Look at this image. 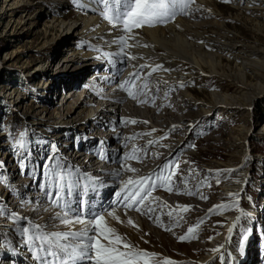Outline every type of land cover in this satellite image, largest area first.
<instances>
[{"label":"rangeland","instance_id":"1","mask_svg":"<svg viewBox=\"0 0 264 264\" xmlns=\"http://www.w3.org/2000/svg\"><path fill=\"white\" fill-rule=\"evenodd\" d=\"M56 1L58 2V0H0V203L6 206L5 214L0 215V249L3 250L1 248L2 244L10 241L14 236V227L16 231H19L24 217L31 219L33 222L38 221L39 224L45 218L46 214L44 212H37L36 216H33V209L40 203L31 202V200L38 199L44 203L47 202L46 205L51 202L44 195V192L47 190L54 191V189H42L41 187L49 183V177L44 175V165L49 163L50 157L55 156L68 171L74 172L77 177L79 173L85 171L84 177H87V179L93 177L89 186L106 183L109 189L101 185L102 187L96 188V191L104 189V193L107 192L108 198L115 199L116 196H111L110 187L112 185L110 184H116L112 190L117 189L118 180L121 179L122 182L124 177L122 174L115 178L112 177L113 172L110 171V168L115 167V165L116 167L121 166V163L118 164L108 160V154L109 156L122 158L124 154L130 152L131 146L139 145L136 150L133 149L135 150L133 154L136 157L140 154V157L137 160H130V163H132L130 167L136 169V171L144 172L149 166H152V162L157 160V157H155L157 151L167 150V145L174 144L175 148L178 149L177 154L169 153L166 156L167 158L160 155L158 163L163 160L165 162L156 164L158 165V172L152 173L154 170L151 167L149 168L151 170H148L146 174L140 175L136 171H132V173L128 171V173L132 174V177L136 176L134 178L146 175L151 177L152 181H157L158 176L170 174L172 177L170 186L179 181L182 193L170 196L165 188L157 190L155 195L149 198L154 200H148L149 203L142 209L146 211L142 213L141 210L138 215L135 213L139 216V221H146L148 225L147 232L139 233L141 234L140 238L132 239V236H127L126 231L117 233L126 237L138 248L157 253L158 256L152 258L154 262H162L165 258H170L177 264H198L199 257L204 249H201L203 252L199 251L201 254L196 255L194 247L188 244V240L181 241L179 237L189 227L197 225L202 219L204 222L199 225L200 235L198 234L195 241L198 240L200 245L204 242L215 245L224 229L225 219L230 216L232 217L230 227H233V231L228 233L227 230L226 235L229 234L230 236L222 244L224 245L222 252L226 257L225 264H264V250L260 246L261 244L264 247V89L255 95L249 94L250 104L247 100H239L241 102L239 105L221 103L220 106L210 108L215 99L212 94L216 96L224 93L225 95H234L235 84L233 79H235V73L241 70V58H238L237 61L222 58V63L217 68L223 77L222 80L217 75L206 71L201 75H197L193 70L183 68V75H186L185 78H189L187 79L189 81L182 87L181 85L178 87L173 86L172 95H165L163 100H168L171 97L180 101L183 99V95L180 93H187L190 100L195 99L202 105L197 103L190 105L189 110L191 112L189 115H184L182 111L177 110L179 105L176 106L174 103L168 105V111L177 112L178 118H180L179 122H171L170 124L181 126L179 127L180 130L175 133H170V127L161 124L163 119L157 121L158 125L153 128L147 127V124L140 120L136 123L128 124L125 122L124 125L116 126L114 124L115 120L118 122L121 117L120 108L118 109L120 112L118 111L115 115L113 123L109 126L110 128H108V122L105 120H102L104 125L97 127L96 121L91 120L99 110L95 106L96 104L94 105L99 100L93 101V105H91L92 112L89 117L87 115L90 107L87 106L79 112L78 104L83 100L84 94L88 92L90 83L95 78L100 77L98 76L100 73L110 72L113 76H117L115 82L112 81L113 83L110 82L113 79L110 77H108V81H105V85L111 84L114 87L120 84L130 66L123 62L118 68V63L110 60L114 66H117H115V70L107 68L104 64L97 63L100 57L105 59L103 55L99 54L79 61L67 60L64 53L69 43L65 41L68 38L71 39L72 36H66L67 34L63 31L64 28L61 27V24L62 22L67 24L70 19L74 18L75 7L71 0H63L65 1L63 7L56 6ZM212 1L217 11V18L210 16V14L208 16L206 13H203L204 16L199 15V17L188 18L184 16L186 11L181 16L189 24L197 25L198 31L206 33V35L216 31L229 32L231 37L249 45L246 48L251 49L250 46L256 45L264 49V0H253L254 2L248 6L245 5L244 1L238 5L234 3V0ZM197 4L200 3L194 0V3L190 4L188 9L197 7ZM246 6L247 8H245ZM85 42L89 43L87 39ZM86 43L81 44V46L87 47ZM96 45L100 46L101 44L96 43ZM92 50L93 48L89 51ZM245 60L246 64L249 59L246 58ZM45 62H49L48 75L45 77L34 75L35 71L33 69ZM108 62L107 64L110 63ZM245 64V67L248 66ZM98 65L99 67H97ZM204 68L206 70V67ZM137 72L138 69L135 72H130L134 75L135 83ZM243 72L247 75L248 83L249 81H256L252 71L243 69ZM162 74L163 71L160 72V76H155L156 78L148 77L143 85L136 88L137 99H142L146 95L151 97L152 101L147 104V108L154 109L152 104L156 100H162L158 91L155 93L153 88H150L152 86L157 88L164 86L167 80H164ZM150 75L153 76V72ZM48 78H53V83L48 89H45L43 88L45 86L43 82ZM103 78L105 79L106 76H103ZM103 80H98L95 87L98 91L108 93L111 89L103 88L101 90ZM261 83L264 86V79ZM118 94L112 93L108 96H117ZM103 101L111 102L109 98L103 99ZM127 101H133V99L129 96L120 105L126 104ZM144 105H146L144 100H141L140 110H145ZM204 107L210 110L204 112ZM162 108H166V106H161ZM62 120H68V122L62 123ZM109 120L111 121V119ZM181 121H183V124ZM46 123L53 124V126L49 127ZM127 125L133 128L136 127L138 130H131ZM62 132L63 136H60L59 140L53 138ZM135 132H137L136 135L126 140L125 135L127 133L133 135ZM21 133H26V136L21 137ZM112 136L115 137L112 138ZM19 139L27 141L25 147L22 148L16 144ZM87 140H94L96 144H99L97 147L99 150L87 149L85 145ZM150 140L153 143L145 144L146 141ZM78 141L80 142L79 146L76 145ZM98 141L106 147L101 150V144ZM53 142L55 143L54 149L51 147ZM65 142L68 144H64ZM242 144L247 147V155L245 156L241 154L240 146ZM64 147L66 149L63 151L62 148ZM139 147L141 148L139 149ZM29 152L30 156L25 159ZM78 152L84 153L81 156L83 162L88 161L89 156L93 155L92 161L94 163L88 168L77 167L73 159ZM102 152H104L103 157H101ZM146 162L148 165H146ZM165 163L169 167L166 171L164 168ZM22 164L25 166L21 167ZM126 165L128 164L126 163ZM94 167L98 169L93 171ZM216 170L221 171L217 172ZM97 173L108 176L100 178V175H96ZM32 174L33 180L37 182L36 186H39L37 188L41 191L37 198L32 197L31 192L29 193L30 187H32L30 178ZM243 174L246 175V180L237 192L235 188H238L239 179ZM212 177H216V181ZM21 179H27L28 186L18 184ZM192 181H201L202 183L199 187L193 189L192 187L195 186L191 185ZM225 187L234 188L227 192L228 196L225 195ZM21 189L25 190V193H27L25 195H29L31 200L27 197L26 199H23L25 197L19 198L18 204L20 203V205H14L13 202L17 198L15 196L18 195ZM75 189L78 190L77 193L73 191L71 196L66 195V199L73 201L74 206L79 201L85 202L86 199V196L85 198L81 196L83 191H80V187ZM188 191L194 192L193 195L187 194ZM65 192L67 193V191ZM100 193L97 192L96 195L100 196ZM230 193L235 195H229ZM205 195L206 199L203 198ZM171 197L180 200V203L184 204L176 205L172 203L169 200ZM209 198H211L210 202L208 201ZM159 199L170 204L167 203L169 207H165L166 212L164 207H159V204H162ZM88 201L86 202L87 206L94 211L95 209L89 205ZM205 201L207 204L203 205ZM237 201L238 206H236ZM227 203H233V206L224 212L217 209L209 211L214 209V206ZM193 204L199 208L197 216ZM183 205H189L193 208L185 214V211L179 207ZM149 206L153 209L156 207L152 213L147 212ZM30 207H33L32 210H29ZM52 207L56 209L55 211H49L53 213V216L61 211L57 206ZM171 207L173 210L170 216L168 214L170 211L167 209ZM40 209L42 210V208ZM156 209L160 210L157 212ZM241 209L244 215H241ZM13 214L23 219L17 221L13 218ZM153 217L155 218L153 219ZM208 217L213 218V220H209ZM238 217L239 220H237ZM191 219H194V221ZM53 220L55 223L58 221ZM215 220H221V223L217 226ZM133 221L137 227L133 226L132 229L135 228L138 231L140 225L136 224L137 220ZM164 222L166 223L164 224ZM171 222L175 225H177L176 223L180 224L186 230L181 232L175 226L174 229L169 228ZM186 222H189V224H186ZM55 223L51 222L47 231L54 232L51 228L63 229L64 225L61 226V224ZM159 231L168 234L165 240L159 238ZM245 234H247L248 239L244 242V247L241 250L239 245ZM172 235H174V238ZM209 237H212V239H209ZM252 247L255 248L254 252ZM183 250H187L188 253H184ZM210 254L211 258H215L212 264H220L218 254L212 251Z\"/></svg>","mask_w":264,"mask_h":264},{"label":"bare ground","instance_id":"2","mask_svg":"<svg viewBox=\"0 0 264 264\" xmlns=\"http://www.w3.org/2000/svg\"><path fill=\"white\" fill-rule=\"evenodd\" d=\"M71 1L73 2V6L75 7V13H73L74 18L70 19L69 23H67V24H65V22H62V24H61V27L63 26V28H64L63 31L67 34L66 36L67 37H69V35L72 36L71 39L68 38L65 41V42L69 43V45L66 48V51L64 53L67 60H78L79 61V60H84V59L89 58V57H95L99 54V55H103L105 57V59L100 57V60L97 61V63H99V64L102 63V65L104 64V66H107V68L114 69L115 66H117V65L114 66L113 62L118 63V66H117L118 68H120V65L124 62L123 60L115 57L117 55H121L124 57L126 63L130 66L129 69H131L133 66V68L131 70H134L136 68H138V69L142 68V69H144V73H145V72H148V70L155 67L156 65H161V67L157 68L155 71L152 70L153 76H151L150 74H148L146 76V78H145L146 81L148 80V77L156 78L155 76H158V75L160 76L161 71H163L162 75L164 76L163 77L164 80L165 81L167 80V82L169 81L168 83L166 82L162 88H157L154 86L150 87V88H153V91L155 93L158 91L159 97L162 99V100H156L155 103L152 104V107L154 106V109H151L149 107L147 108V104H149L152 101L151 97L148 95H146L142 99L139 98V99H136L133 101H127L126 104L120 105L123 102V100H125V98L129 97L128 91H126L124 88L120 87L121 84H123L125 81H130V83L128 85H126V88H131L132 91H135V78H134L133 73H127L126 72L124 74L123 78L121 79L120 84L118 86H114V87L111 84L105 85L106 84L105 81H108L109 78L106 77L104 79L103 73H100L98 75L100 77L95 78L90 83V85L88 86V92L86 94H84L83 100L78 104V108L80 109L79 112L84 110L87 106L90 107L88 115H87V117H89L91 112H92L91 105H93L92 104L93 101H95L97 99L99 100V102L96 101L97 103H94V105L96 104L95 106L99 110H98V112H96L93 115L92 120H91V121H96L95 123L98 124V125H96L97 127H99V125H104L102 120H105L108 122V128H110L109 126L113 123V119H115V115L117 114V112L119 111L118 109L120 108L121 117H120V121L117 122L115 120L114 124L116 126H121L120 124L124 125L125 122L130 124V123H132L131 121H133V120L134 121L140 120V121L146 123L147 127L153 128L155 125H158L157 121L163 119V122L161 124L162 125L165 124L168 127H170V130H169L170 133H175L176 131H179L180 130L179 127H181V126H179V124L178 125H170V124H171V122H176V123L179 122L180 118H178L177 112L168 111L169 110V109H167L168 105H170L171 103L172 104L174 103V105H176V106L179 105V106H177V108H178L177 110H179L180 112L182 111L184 113V115H186V114L189 115L191 112L189 110L190 105H195L196 103L198 105L199 104L202 105V103H199L195 99L190 100L187 97V93H184V94L180 93L181 95H183V99L180 101L174 100L171 97L168 100L167 99L163 100L164 96L165 95H170V96L172 95L171 91H172L173 86L178 87L181 84H183V85L187 84V82L189 81L187 79H189V78H185L186 75H183V68L190 69L191 71L193 70L197 75L198 74L201 75L206 71L207 73L217 75L220 78V80H222L223 77H222V75H220V72L217 70V68H218L219 64L222 63L223 57L227 58L228 60L231 59L232 61H237L238 58H241V61H242L241 67H240L241 70H238V72H236L234 75V78H235V79H233L234 80L233 83L235 84V89L233 92L234 95L233 96L225 95V93H224V94H219L216 96L215 94H212L213 98H215V99L212 102L210 108L220 106L221 103L239 105V104H241V102L239 100H244V101L247 100V101H249L248 103L250 104L251 99L250 100L248 99L249 94L255 95L259 92H262V90L264 89V86L261 83V81H263V79H264V49L261 47H258L256 45H253V47L250 46L251 49L246 48V47H249V45L231 37V34L229 32H223V31L217 32L216 31V32L209 33V35H206V33L198 31L197 25L189 24L185 18H183L181 15H178V16H176L175 20H169L167 22V24H165L164 26L152 27V28L144 27L142 29L134 30L136 33H138V35H136L134 40H130L129 43L135 44L137 46L131 47V48H128L125 50V52L129 53L130 55H134L136 57V59H130L129 56L120 52L121 45L114 42L116 40V38L118 36L122 35L123 33L119 29L112 28L111 25L106 20H104L102 18V16L100 15V10H102V7H103L102 4H97L96 0H81V4L85 5V6L79 7L75 3V0H71ZM234 1H235L234 3H236V5H238L242 1H244L246 3L245 5H247V6L250 5L252 2H254L253 0H234ZM197 2H199L200 4L199 5L197 4L198 5L197 7H192V9H190V10L186 9L184 16H186L188 18H195L197 16L199 17V15L204 16L203 13H206V14H208V16L210 14V16H213L214 18L218 17L217 11L214 8V3L212 0H197ZM56 3H57L56 6H58V7H60V6L63 7L65 5V1H63V0H58V2L56 1ZM247 6L245 8H247ZM177 14H179V11H177ZM86 39L89 41V43H86L87 41L85 42ZM83 43H86L87 47L81 46V44H83ZM96 43H100L101 45L98 46V45H96ZM144 45H148V46L145 47ZM91 46H94V47H91ZM92 48H93V50L89 51ZM50 55H49V57H50ZM246 58H248L250 61L248 60V62L245 64L244 61H246L245 60ZM110 60H112L113 62L111 63ZM107 61H109L111 64L109 62H108L109 64H107ZM48 63L49 62L42 63L39 67L34 68L33 69V71H35L34 75L35 74L41 75V77L47 76L48 72H49V68H47ZM244 64L248 65V66L245 67ZM141 65H147L149 67H141ZM97 67H99V65ZM204 67H206V70ZM243 69H249L250 72L252 71L256 81L255 82L249 81V83H248L247 82V75L245 72H243ZM116 72H117V70H116ZM110 78H113L112 80H110V82L113 83L112 81L115 82L117 76L111 75ZM98 80L104 81V82H102L103 84H102L101 90H103V88L111 89V90L108 93H106L105 91H102V92L98 91L97 87H95L96 84H98ZM136 80H137V78H136ZM52 83H53V78L45 79L43 82V85L45 84V86L43 88L48 89L49 86L52 85ZM176 90H178V88H176ZM112 93H119V94L117 96H114V95L108 96V94H112ZM142 93H143V91H142ZM163 93H164V95H163ZM188 96H190V95H188ZM236 96H238V97H236ZM216 97H217V100H216ZM106 98H109L111 102L109 103V102L103 101V99H106ZM141 100L142 101L144 100V103L146 104V105H144L145 110H143V111L140 110V107H139ZM161 106H166V108L161 109ZM209 110L210 109H206L205 107L203 109L204 112H207ZM225 112H227V110H225ZM107 115H109V116H107ZM109 119H111V121ZM146 119L148 120L147 122H146ZM121 121H122V123H121ZM61 122L67 123L68 120H62ZM181 122L183 124V121H181ZM46 125L49 127L53 126V124H47V123H46ZM128 128H130L131 130H134V131L138 130V128H136V127L133 128V127L128 126ZM136 133L137 132H135V134H133V135H131L130 133H127L125 135L126 140H128L132 136L136 135ZM60 136H63V132L59 133L58 135H56L53 138L59 140ZM114 137L115 136H112V138H114ZM58 140H56V142H58ZM64 144H68V143L65 142ZM145 144L149 145L150 143H149V141H146ZM85 145H86L87 149L92 148V149H94V151L99 150V148H97L99 146V144H96L94 142V140H91V141L87 140ZM137 146H139V145H137ZM137 146H131L132 151L130 150V152L127 153L128 154L127 156L124 154V156L122 158L121 157L117 158V157H114L112 155L109 156V160H111V162H116L118 164L121 163V166L116 167V165H115V167L110 168V171L113 172L112 177H114V178L117 177L116 172L118 170L120 171V174H122L123 177L126 178V179L123 178L122 179L123 181L134 177V176L132 177V174H129L127 170H123V169L125 166L132 165V163H129V164L127 163L128 165H126V159L130 154L135 153ZM51 147H52V149L55 148L54 142H53ZM47 148L49 149V146ZM140 148L141 147H139V149ZM240 148H241L242 156L247 155V147H245L242 144L240 146ZM65 149H66V147L62 148L63 151ZM133 149H135V150H133ZM177 150L178 149L175 148L174 144L173 145H167V150L164 149V150L157 151V154L155 155V157H157V160L155 162L151 161L152 166H149L146 169V171H144V172H140V171H136V172L140 175L146 174L148 172V170H151L149 168L154 167L155 164H160V163L163 164L165 162L163 160L160 163H158L159 159H160V155H162L163 158L168 156L169 153H171V152H173V154L176 155ZM139 151L142 152L141 150H139ZM83 155H84V153H80V152L76 153V156H74L73 161H74V163H76L77 167H80V168L87 167L88 168L89 166H91V164L94 163L92 161L93 155L89 156V159L86 162H83V160H81L82 159L81 156H83ZM133 155H135V154H133ZM139 157H140V154L137 156V158L135 160H137ZM142 163H145V162H142ZM146 165H148L147 162H146ZM97 169L98 168L94 167L93 171H95ZM167 169H169V167ZM155 171H159V169L156 168ZM165 171H166V169H165ZM130 172L132 173V171H130ZM96 175H100V178H105L108 176V175H101L98 173ZM177 176L178 175L176 174V177ZM191 178H192V176H191ZM181 179H183V178H181ZM213 180L216 181V177L213 178ZM245 180H246V175L243 174L239 179L238 188H235V190H237V192L241 188V186ZM201 183H202L201 181L193 182L191 185H194L195 187H192V188L194 189L197 186L199 187L201 185ZM18 184H21V185L25 184L26 186H28V180L27 179H21V181L18 182ZM96 185L89 186L90 192H87L85 203L90 199L91 201H88L89 205L93 209H95L94 211L101 212V213H106L107 211L114 210L116 215L120 217V220L122 222H117L112 217H106L107 223L111 227L115 228L117 230V232H120V233H124V231H126L128 234L127 236H129V237L132 236L131 237L132 239L140 238L141 234H139V233H141V232H142V234L144 232H147L148 225H147L146 221H141V220L139 221L138 220L139 216H137V215L141 211H137L136 208L140 207L142 210L149 203L148 201H145L144 206H141L139 204H135L134 206H132L130 208H125L124 202L122 200L120 202H117L116 198L115 199L108 198L107 192H106V194L104 193V189L103 190L101 189V191H96V188L101 187L100 184L98 186H96ZM158 185H159V183H157V187H158ZM180 185L181 184L179 183V181L176 182L175 184H173V186H171L172 191L167 190L168 194L170 196H175L177 194L180 195L182 193ZM183 188H184V186H183ZM164 189H165V187H164ZM233 189L234 188H232V187L231 188L225 187L224 188V191L226 192L225 195H227V192H230V190H233ZM77 191L78 190L75 189L74 193H77ZM97 192H101L100 196L96 195ZM193 193H192V195H193ZM25 194H27V193H25V190L23 191L21 189L20 192L18 193V195L16 194V196H15V198L16 197L17 198L13 202L14 205H20V203L18 204L19 198L25 197L23 199H26V197H27V199L31 200V198H29V195L27 196ZM154 195H155V193H154ZM205 197H206V195H205ZM168 198H165V199H168ZM106 199H108V200H106ZM151 199H149V200H151ZM210 199L211 198H209L208 201ZM152 200H154V199H152ZM169 200L176 205L184 204V203H180L181 202L180 200L174 199L173 197H171ZM159 201H161V203H162V204H159V207L160 208L164 207V211H165V207H167V206L169 207V205H170L168 202L167 203L169 205L166 202H164L162 199H159ZM31 202H39L40 203V204H37V207L35 209H33V211H32L33 216H36L37 212H44L46 214L45 218L42 219V221L40 222V225L46 226V229H47L50 227L49 225L51 224V222L55 223L53 220V213L49 212V211H55L56 210L55 208L52 207L54 205H51V202L48 205H46L47 202L44 203L43 201L38 200V199L35 201L31 200ZM201 203H203V202H201ZM151 204H150V206H152ZM154 204H155V202H154ZM206 204L207 203L205 201L203 203V205H206ZM232 204L233 203H227L226 205H232ZM103 205L107 207L106 208L107 210H104ZM193 206L195 207V204H193ZM32 208L33 207H30L29 210H32ZM40 208H42V210ZM155 208L153 210H155ZM192 208L193 207L190 206L189 210L191 211ZM215 209L221 210L222 212H224L228 208L224 209V208H215L214 207V209H212V211ZM158 210H160V209H158ZM158 210H157V212H158ZM167 210H169L171 212L173 209L171 207ZM195 210L197 211L196 212V216H197L198 212H199V208L195 207ZM145 211L146 210H142V213ZM135 213H137V215ZM192 213H193V211H192ZM84 214L87 215V211H85ZM155 214H157V213H155ZM185 214H186V212H185ZM196 216H195V218H196ZM129 218L132 221L137 220L136 224L140 225V229H138V231L135 228L132 229L133 226H130V224L128 223ZM154 218L155 217H153V219ZM156 218H158V217H156ZM166 218H168V217H166ZM169 218H171V217H169ZM153 219H152V221H153ZM208 219L213 220V218H211V217H208ZM231 219H232V217H230V216H228L227 219H225L224 229L222 230L221 235H219V237L217 239V243L215 245L214 244L212 245V244L207 243V242H204V243H202V245H200L198 240L195 241V239L198 237V234L200 235L199 228L195 231L192 238L187 239L189 242L188 244L192 245L194 247V251H195L196 255L200 252H203V251H201V249H204L205 253L203 252L202 255L199 257V263L198 264H212L214 259L211 258V254H210L211 250L214 248H217L218 245H222L223 242H225V239L229 238L230 235L229 234L226 235V233H227L228 228L231 226V223H230L232 221ZM191 220L194 221V219H191ZM181 221H183V220H181ZM160 222H161V220H160ZM215 222H216V225L218 226L221 223V220H215ZM56 223L60 224V222H58V221H56ZM165 223L166 222H164V224ZM176 224L177 225H175L173 222L169 223V228L174 229L176 227L181 232L186 230V229L182 228L180 224H178V223H176ZM186 224H189V222H186ZM56 226H58V225H56ZM61 226H62V224H61ZM75 227L79 228L80 226L76 225ZM158 228H160V227H158ZM63 229L68 230L66 228V226H64ZM47 230H49V229H47ZM153 231H155V230H153ZM187 233H188V230H186L182 236L186 235ZM167 235L168 234H166L164 232H160V231L158 234V236L161 240H165ZM14 236L18 237V235H16V234H14ZM173 236L174 235H172V237ZM171 241H173V240H171ZM181 244H183V243H181ZM252 249H253L252 251L254 252L255 248L252 247ZM21 252L23 253V255L25 254V256L27 258L26 263H23L21 261H17V263H13L10 261H6L4 259L3 260L0 259V264H40V262H36L32 258L31 254L29 252H26L24 249L21 250ZM183 252L188 253L187 250H183Z\"/></svg>","mask_w":264,"mask_h":264},{"label":"snow or ice","instance_id":"3","mask_svg":"<svg viewBox=\"0 0 264 264\" xmlns=\"http://www.w3.org/2000/svg\"><path fill=\"white\" fill-rule=\"evenodd\" d=\"M75 3L79 7L85 6L81 4V0H75ZM96 3L103 5V9L100 10L102 18L112 28L119 29L123 33L114 41L121 45L120 52L129 56L130 59H136L134 55L125 52L126 49L137 46L129 43L138 35L134 30L167 24L169 20H175L177 11L183 13L189 8L190 4L194 3V0H96ZM144 46L147 47L148 45ZM141 67L149 66L141 65ZM160 67L161 65H156L152 70L155 71ZM129 83L130 81H125L120 87L128 91L129 96L135 98L136 93L131 88H126ZM182 86L183 84H181ZM131 122L136 123L137 121L133 120ZM20 135L24 137L26 133ZM149 143L153 142L149 141ZM16 144L23 148L26 146L27 141L19 139ZM29 156L30 152L27 153L25 159ZM130 158L136 159L137 157L133 155ZM24 166V164L21 165V167ZM164 168L167 169L168 164H165ZM123 170L136 171L130 166H125ZM216 171L220 172L221 170ZM44 175L49 177V183L41 186L42 189H54V194L53 191L47 190L44 195L51 201V205L61 209L60 212L55 213L53 219L58 220L68 230L47 231L46 226L32 224L30 221L28 222L31 225L30 227L25 226L21 229L26 235L25 242L32 245V250L36 252L35 259L40 264H81L85 259L89 261V264H177L170 258H165L162 262H154L152 258L157 257V253L140 249L128 241L126 237L118 234L117 230L111 227L106 220V217H112L117 222H122L114 210L101 213L93 211L83 201L77 202L74 206L73 201L67 200L66 195L71 196L73 194L74 189L80 184V179L75 177L74 172L68 171L55 156L50 157L49 163L44 165ZM116 175H120L119 170ZM171 179V175L157 177L159 186L165 187L168 191H172ZM156 187L157 183L152 181L149 176H139L136 179L129 178L123 182L120 191L115 193L116 200L117 202L122 200L125 208H130L135 204L144 206L145 201L149 200L152 191ZM65 189H67V193H65ZM187 194L191 195L192 192L188 191ZM229 195L234 196L235 194L230 193ZM203 198L206 199L207 197ZM232 206L221 204L214 207L226 209ZM236 206H238V201ZM179 207L185 212L190 208L189 205ZM136 210L141 211V208L137 207ZM85 211H87V215L84 214ZM152 211V207H147V212ZM5 212L6 206L0 203V215H4ZM168 214L172 215L171 212ZM241 215H244L242 209ZM13 218L17 221L23 219L16 214H13ZM237 220H239V217ZM203 222V220H200L197 225L189 227L188 233L179 237V239L184 241L192 238ZM128 223L137 227L130 218ZM76 225L80 227L76 228ZM232 231L233 227H229L228 233H232ZM209 239H212V237H209ZM247 239L248 236L245 234L239 245L241 250ZM223 248L224 245H219L211 250L218 254L220 264H225L226 259L225 254L222 252Z\"/></svg>","mask_w":264,"mask_h":264}]
</instances>
